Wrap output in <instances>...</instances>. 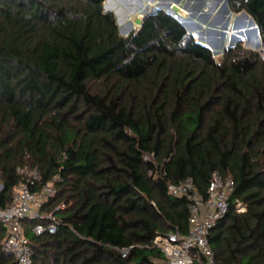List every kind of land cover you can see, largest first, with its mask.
I'll return each mask as SVG.
<instances>
[{"label":"trees","instance_id":"obj_1","mask_svg":"<svg viewBox=\"0 0 264 264\" xmlns=\"http://www.w3.org/2000/svg\"><path fill=\"white\" fill-rule=\"evenodd\" d=\"M102 2L0 0V206L24 165L41 184L59 176L43 211L65 204L54 233L23 221L30 264H162L154 236L189 228L188 200L167 184L190 177L204 195L214 170L234 181L208 235L216 264H264L261 52L237 41L217 60L162 10L121 35ZM227 4L264 42V0ZM4 234L0 222V264H18Z\"/></svg>","mask_w":264,"mask_h":264},{"label":"built area","instance_id":"obj_2","mask_svg":"<svg viewBox=\"0 0 264 264\" xmlns=\"http://www.w3.org/2000/svg\"><path fill=\"white\" fill-rule=\"evenodd\" d=\"M261 58L264 60V48L261 50ZM17 172L23 179L14 187L11 200L0 206V222L5 226L1 247L3 251L13 254L18 264H30L33 249L24 233L23 221H33L30 229L36 235L54 233L59 224L54 210L63 208L65 204L59 203L52 211L42 210L45 203L56 195L58 175L41 184L40 174L35 166L24 165L18 167ZM233 189L232 177L223 175L218 170L212 171L204 195L196 189L190 177L178 183L167 184L171 195L186 197L188 200L189 228L185 234L175 228L154 236L152 243L164 256L162 264H216L208 235L227 213ZM245 209L242 202L234 203L236 212H243ZM127 251L128 248L120 249L122 255Z\"/></svg>","mask_w":264,"mask_h":264},{"label":"water","instance_id":"obj_3","mask_svg":"<svg viewBox=\"0 0 264 264\" xmlns=\"http://www.w3.org/2000/svg\"><path fill=\"white\" fill-rule=\"evenodd\" d=\"M108 1L110 0H103L102 2L103 9L111 11L114 14L116 22L120 23L121 21H125L124 25L122 26L119 25L117 27L118 32L127 35L128 32L135 31L133 30L134 25H133L132 19L126 20L127 16L125 15L124 10L119 6L115 7L114 9L113 8L114 4L111 5L109 4ZM111 1L114 2L113 0ZM119 1L123 3V5L129 6L131 8L133 7V5H130V0H119ZM135 1H140V0H135ZM220 1H222L221 4H220ZM156 3L157 4L155 6H152L151 8L146 7L144 12H142L139 16L137 14L136 17H134L133 19L134 23H136L137 25L136 30L140 29L142 25V19L147 14L154 13L158 10H162L170 15H174L175 18L179 21V23L190 34L194 35L193 31L191 30H196L198 35L196 36L195 40L201 43L202 45L206 46L207 48H209L212 54L222 53L226 47L233 46V41H234L233 38L230 41V44L228 46L224 45V32L223 31H220L217 28L206 27L205 29L202 27L201 23L191 18L192 16L193 17L197 16V14H199V17L204 16V14L206 15L205 12L204 13H199V12L201 11L200 9H202V7L205 6V4L207 3V0H184L182 6L178 5L179 0H157ZM209 3L214 6L220 5V9L222 8L225 11V13L228 14V20L230 19L229 13L231 10L228 7L227 0H209ZM141 7L142 5L139 6V8ZM180 9H187L189 11V15H186L183 17L179 13ZM119 14L121 15L120 18L118 17ZM209 15L210 13L206 15L204 20H207ZM245 19H248V23L253 25L252 28L250 29L251 30L250 33L255 34L256 38L254 37L251 38L250 35H248V39H247L248 43L245 41L246 43H244V45L246 46V48L260 52L264 48V42L261 39L258 27L256 23L254 22L253 18L245 10H241L239 12H236L235 14V18L233 19L234 24H236L239 21L240 22L244 21ZM241 34H242V31L239 30L237 39L238 38L243 39L241 37ZM205 35L207 36L206 38H205Z\"/></svg>","mask_w":264,"mask_h":264},{"label":"rangeland","instance_id":"obj_4","mask_svg":"<svg viewBox=\"0 0 264 264\" xmlns=\"http://www.w3.org/2000/svg\"><path fill=\"white\" fill-rule=\"evenodd\" d=\"M114 2H112L111 0L109 1V4H114V7H121L124 10L125 15L127 16L126 20L128 19H134V17H136L137 13L140 14L141 11H138V8L140 5H142L141 9H143V11L145 10L146 7L151 8L152 6H155L157 3V0H140V1H135V0H130V5H133V7H129L126 5H123V3H121L119 0H113ZM184 0H179L178 5L182 6ZM222 1H220L221 4ZM144 4V6H143ZM201 11L199 13H206V15H208V13H210L209 17L207 20H204V18L206 17V15L204 14V16H200L198 15V17L196 16H192L191 18L193 20H197L199 21L203 27H208V28H217L220 31L224 32V45L228 46L230 44V41L233 38V45L236 44L237 41L241 42V45L243 47L246 48V46L244 45L245 40L244 39H237V35L239 30L242 31V33L244 34V32H247L248 28L251 29L253 25L248 23V19H245L244 21H239L236 24H234V18H235V14L236 12L230 11L229 15H230V19L228 20V14L225 13V11L221 8L220 9V5L218 6H214L211 5L209 3V0H207V3L205 4V6L202 7V9H200ZM138 11V12H137ZM186 11V12H185ZM185 13H189V11L187 9H181V15L184 17ZM212 20V21H211ZM227 22V23H226ZM117 23V27L120 25V23ZM124 25V23L121 24V26ZM137 29V25L133 26V30ZM192 31V30H191ZM194 32V31H193ZM207 32V31H206ZM129 33V32H128ZM127 33V34H128ZM121 35H125L122 33H119ZM241 34V35H243ZM194 38H196V35H193ZM220 36V34H219ZM242 37V36H241ZM206 38V36H205ZM261 52V51H260ZM221 53L218 54H213L214 57L218 60L219 56Z\"/></svg>","mask_w":264,"mask_h":264},{"label":"bare ground","instance_id":"obj_5","mask_svg":"<svg viewBox=\"0 0 264 264\" xmlns=\"http://www.w3.org/2000/svg\"><path fill=\"white\" fill-rule=\"evenodd\" d=\"M138 11H141L140 14H141L142 12H144L143 9H141V8H139ZM185 12H186V11H185ZM179 13L181 14V9H180ZM140 14H139V15H140ZM139 15H138V16H139ZM186 15H189V13H185L184 16H186ZM198 15H199V14H197L196 17H198ZM195 21H197V20H195ZM211 21H212V20H211ZM133 22H134V20H133ZM197 22H199V21H197ZM199 23H200V22H199ZM233 23H234V22H233ZM135 24H136V23H135ZM201 25H202V24H201ZM202 27H203V25H202ZM203 28H205V27H203ZM192 31H194L193 33H194L196 36L198 35L197 32H196V30H192ZM249 31H250V30H249ZM205 36H206V35H205ZM206 37H207V36H206Z\"/></svg>","mask_w":264,"mask_h":264}]
</instances>
